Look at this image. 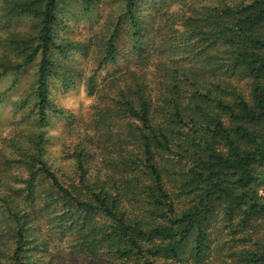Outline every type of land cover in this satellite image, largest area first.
Here are the masks:
<instances>
[{
  "label": "trees",
  "instance_id": "16d2710c",
  "mask_svg": "<svg viewBox=\"0 0 264 264\" xmlns=\"http://www.w3.org/2000/svg\"><path fill=\"white\" fill-rule=\"evenodd\" d=\"M73 1L88 13L100 0ZM67 3L0 7V78L34 68L29 94L12 106L38 128L30 146L10 138L13 152L0 151V264H264V0H120L88 94L117 61L125 23L139 67L125 72L133 83L105 79L118 93L95 109L97 134L79 138L62 180L41 129L48 112L64 114L50 79L85 46L59 39ZM21 17L32 32L5 29ZM155 52L168 57L151 88ZM12 167L25 170L13 177L22 187L7 180Z\"/></svg>",
  "mask_w": 264,
  "mask_h": 264
},
{
  "label": "rangeland",
  "instance_id": "374dc122",
  "mask_svg": "<svg viewBox=\"0 0 264 264\" xmlns=\"http://www.w3.org/2000/svg\"><path fill=\"white\" fill-rule=\"evenodd\" d=\"M67 1L68 7L61 14L60 20H63V23L60 25V31H58L59 39H66L73 43H81L85 46L80 51L76 50L77 52L74 51L71 54L72 56L67 63V68L65 67V71H60L57 74L58 79H50V102L55 109L63 111L64 114L56 115L48 112V122L41 129L44 132V138H46L44 146L46 161L62 180H65L66 177L72 174L74 161L71 154L78 144V141H80L79 138L84 134L86 136H94V134H97L91 129L95 109L100 106H112V103L107 98L111 96L115 98L118 93V89L115 88L112 91H106L108 84L106 81L107 78L110 79V76L117 72L118 74L122 73L120 76L129 80L127 84L133 83L134 75L128 76L125 72L127 70L137 69L140 62L133 55L132 44L127 34H125L129 27L128 23H125L124 34L119 42L120 52L117 55V61L99 70L94 84L97 91L89 95L86 88V81L87 78L94 74L100 53L102 52L103 44L100 36L101 33L106 31V23L109 17L113 13H118L120 0H100L97 6L88 13L83 11L77 1ZM1 4L2 0H0V7ZM29 20L31 19L21 17L11 22L5 29L11 32L28 34L32 32ZM2 29L0 24V38H3L6 33ZM3 45L0 39V54L5 53ZM167 57L168 55L156 52L152 56L151 63L146 69V80H148V85L151 88L155 87L153 79L157 80L158 78L155 65L159 64L163 59L166 60ZM61 76L72 78L74 84L70 83L69 80V84L67 85V81L61 80ZM33 78L34 68L30 67L21 75L6 74L0 78V91H5V97L0 102V151H3V154L13 152V150L7 147L8 139L12 138L15 143L21 144L25 148L30 146L27 135L32 136L35 130H38L33 119H28L24 115L21 116L22 112L16 111V108L12 106L14 102L24 99L29 94L32 88ZM15 80L17 83L12 85ZM119 85L123 87L121 83ZM21 132L23 133L21 134ZM99 139L104 141L100 136ZM8 145L11 147L10 143ZM19 175L24 179L26 177L25 170L12 167L9 171V178H7L9 183L16 188L23 186L21 184H15L13 181V177ZM261 193L263 194L262 191ZM1 225L4 226L5 223ZM1 240L3 239L1 238Z\"/></svg>",
  "mask_w": 264,
  "mask_h": 264
}]
</instances>
